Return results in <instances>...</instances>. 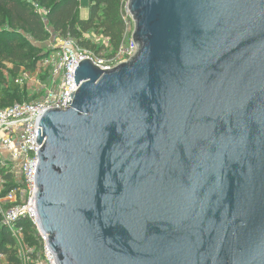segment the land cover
I'll return each mask as SVG.
<instances>
[{
  "label": "water",
  "instance_id": "95a60500",
  "mask_svg": "<svg viewBox=\"0 0 264 264\" xmlns=\"http://www.w3.org/2000/svg\"><path fill=\"white\" fill-rule=\"evenodd\" d=\"M137 54L46 111L59 264H264V0H130Z\"/></svg>",
  "mask_w": 264,
  "mask_h": 264
},
{
  "label": "built area",
  "instance_id": "2783aa9c",
  "mask_svg": "<svg viewBox=\"0 0 264 264\" xmlns=\"http://www.w3.org/2000/svg\"><path fill=\"white\" fill-rule=\"evenodd\" d=\"M38 12L46 30L52 35L57 34L49 24L47 12ZM127 14L124 21L129 25L128 19L132 17L128 9ZM119 50L117 58L107 59L94 51L80 48L68 34L53 46L49 57L42 60L43 65L37 69L36 79L26 71L16 79V84L25 88L29 82H34L37 99L0 109V225L16 239L21 264H59L56 253L49 245V236L42 230L37 216V170L39 150L42 148L37 142L39 129L42 135L40 121L46 111L66 108L70 94L79 90L75 67L82 60L90 59L101 70H112L132 59L138 47L132 39L131 45L123 41ZM8 175L14 184L10 190H7ZM23 217L33 221L40 247L28 245L24 233L16 226ZM0 258L4 259V256Z\"/></svg>",
  "mask_w": 264,
  "mask_h": 264
},
{
  "label": "trees",
  "instance_id": "16d2710c",
  "mask_svg": "<svg viewBox=\"0 0 264 264\" xmlns=\"http://www.w3.org/2000/svg\"><path fill=\"white\" fill-rule=\"evenodd\" d=\"M42 7L48 6L50 0H34ZM89 17H80V2L78 0H57L47 9V19L51 28L58 34L80 40L86 34H99L109 39L114 51H118L124 41L125 21L121 8V0H89ZM8 15L9 23L15 25L20 23L30 35L43 41L49 37L42 17L35 5L27 0H0V13ZM94 31V32H92ZM7 39L0 38V81H5L2 69L5 62H12L15 67L8 71L10 81L6 92H0V109L9 107L15 103L27 101L24 97L27 93L25 87L16 84L21 67L27 70H35L41 59L40 50L36 46L25 41H16L14 35L5 33ZM83 47L90 48L95 53H100L103 46L93 44L90 40H80ZM24 97L21 100L20 97ZM16 99L9 106L7 104ZM8 181L7 190L14 187L11 177L6 176ZM16 226L24 233L28 245L40 247L37 229L33 221L28 217L20 218ZM0 256H4L5 262L0 259V264H21L17 256V241L10 231L0 225Z\"/></svg>",
  "mask_w": 264,
  "mask_h": 264
},
{
  "label": "rangeland",
  "instance_id": "374dc122",
  "mask_svg": "<svg viewBox=\"0 0 264 264\" xmlns=\"http://www.w3.org/2000/svg\"><path fill=\"white\" fill-rule=\"evenodd\" d=\"M29 2H31L33 5H35L36 9L39 11H46L48 7H50L52 5L53 2L57 1V0H50V3L48 6L42 7L38 2L34 1V0H27ZM129 1L130 0H121V8H122V12H123V18L128 16L127 14V9H128V5H129ZM89 0H81L80 1V17L82 19H86L89 17ZM41 16V15H40ZM125 20V19H124ZM129 21V25H126L125 28V33H124V43H126V45H131L132 43V35L134 33V23L132 21V19L129 17L128 19ZM126 23V22H125ZM94 32V31H92ZM5 33H9L11 35H14V39H16V41H25L30 43L31 45H34L37 47V49H39L41 52L39 54V57L41 58L36 66L35 70H27L26 67H21L20 69V74L19 76L23 73V72H28L31 74V76L33 77V79L37 78L38 75V68L42 67L43 65V59L49 57V55L52 53V49L53 46L55 44L58 43V41H62V39L65 36H62L61 34H50L49 33V37L46 40L43 41H38L36 39H34L30 33L28 31L25 30V28L20 24V23H16L15 25H11L9 23V19H8V15L5 12H1L0 13V38L1 39H7L5 35ZM102 31H100L99 34H94L96 38H93L92 34H86L85 36H83L82 38L80 37V40H91L93 39V44H97L100 46H103V50L100 53H97L98 55L103 56L104 58L107 59H115L117 58V56H119V52L118 51H114V49L112 48L110 41L108 38H106L104 35L101 34ZM87 36H90L91 39H89ZM73 42L78 45L80 48H84V49H88L90 50V48H86L83 47L80 44V40L77 38H72ZM15 67V65L12 62L6 61L5 62V67L2 69V73H3V77L5 78V81H0V92H6L8 91L7 89L9 88L8 82L11 80L10 79V75L8 74V71L13 70ZM27 89V93H25V98L27 99V101H35L37 99V94H36V86L34 84V82H29L28 86L26 87ZM24 97H20L21 100H24ZM16 99H14L13 101L9 102L7 104V106H9L11 103H13ZM1 106V103H0ZM11 106V105H10ZM1 259V258H0ZM2 261L5 262V258L1 259Z\"/></svg>",
  "mask_w": 264,
  "mask_h": 264
}]
</instances>
